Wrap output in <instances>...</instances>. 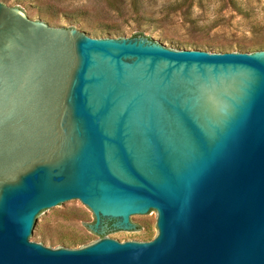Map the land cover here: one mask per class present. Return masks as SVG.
I'll use <instances>...</instances> for the list:
<instances>
[{
  "label": "water",
  "instance_id": "obj_1",
  "mask_svg": "<svg viewBox=\"0 0 264 264\" xmlns=\"http://www.w3.org/2000/svg\"><path fill=\"white\" fill-rule=\"evenodd\" d=\"M75 21L0 0V264H264V51L98 38ZM69 204L100 237L157 213L159 234L37 243Z\"/></svg>",
  "mask_w": 264,
  "mask_h": 264
},
{
  "label": "rangeland",
  "instance_id": "obj_2",
  "mask_svg": "<svg viewBox=\"0 0 264 264\" xmlns=\"http://www.w3.org/2000/svg\"><path fill=\"white\" fill-rule=\"evenodd\" d=\"M34 21L56 28L83 31L75 19L87 27L92 37L120 38L149 43H180L189 50L209 52L264 51V0H15ZM139 13V14H138ZM138 15L141 18L137 17ZM96 34V36H94ZM158 213L151 219L139 218L138 234L98 236L91 225L93 212L84 205L69 204L41 220L45 229L37 243L53 249H81L102 238L119 242H147L155 239Z\"/></svg>",
  "mask_w": 264,
  "mask_h": 264
},
{
  "label": "flooded vegetation",
  "instance_id": "obj_3",
  "mask_svg": "<svg viewBox=\"0 0 264 264\" xmlns=\"http://www.w3.org/2000/svg\"><path fill=\"white\" fill-rule=\"evenodd\" d=\"M0 86H2V85H0ZM4 86H7V85H4ZM11 86H16V85H15V84H13V85H11ZM3 183H4V182H3V180H1V179H0V184H3ZM111 226H112V224H111V223H109V224H108V227H109V229H108V230H112V229H111Z\"/></svg>",
  "mask_w": 264,
  "mask_h": 264
},
{
  "label": "trees",
  "instance_id": "obj_4",
  "mask_svg": "<svg viewBox=\"0 0 264 264\" xmlns=\"http://www.w3.org/2000/svg\"><path fill=\"white\" fill-rule=\"evenodd\" d=\"M138 14H139V13H138ZM137 17L141 18L140 15H138ZM94 36H96V34H95ZM109 36H111V35H108V37H109ZM119 37H121V36H119ZM33 235H34V234H33ZM35 236H36V234H35ZM41 240H42L43 242H47L43 237L41 238Z\"/></svg>",
  "mask_w": 264,
  "mask_h": 264
}]
</instances>
